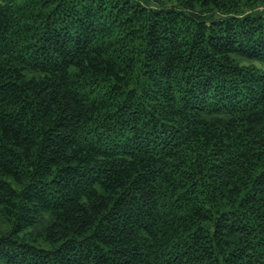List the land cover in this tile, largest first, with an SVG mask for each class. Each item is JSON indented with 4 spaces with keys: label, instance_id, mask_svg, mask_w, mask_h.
Masks as SVG:
<instances>
[{
    "label": "trees",
    "instance_id": "1",
    "mask_svg": "<svg viewBox=\"0 0 264 264\" xmlns=\"http://www.w3.org/2000/svg\"><path fill=\"white\" fill-rule=\"evenodd\" d=\"M0 264H264V0H0Z\"/></svg>",
    "mask_w": 264,
    "mask_h": 264
}]
</instances>
